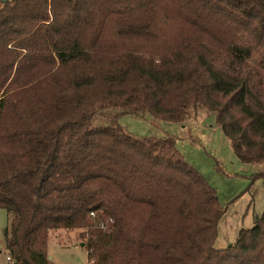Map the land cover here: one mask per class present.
Returning <instances> with one entry per match:
<instances>
[{
	"label": "trees",
	"instance_id": "1",
	"mask_svg": "<svg viewBox=\"0 0 264 264\" xmlns=\"http://www.w3.org/2000/svg\"><path fill=\"white\" fill-rule=\"evenodd\" d=\"M200 107L243 163L264 164V0H0V208L16 264H57L56 229L82 230L88 264H264V211L217 247L215 187L174 137L118 122L184 123Z\"/></svg>",
	"mask_w": 264,
	"mask_h": 264
},
{
	"label": "rangeland",
	"instance_id": "2",
	"mask_svg": "<svg viewBox=\"0 0 264 264\" xmlns=\"http://www.w3.org/2000/svg\"><path fill=\"white\" fill-rule=\"evenodd\" d=\"M115 111L105 110L96 117V124H109ZM184 123L154 118L147 113L135 116L120 114L118 122L137 136H172L187 161L196 167L215 187L220 204L226 209L219 222L216 246L232 243L242 227H251L264 211V164L243 163L234 152L230 140L205 108L191 111ZM13 215L0 208V256L8 252L5 234L11 233ZM81 229H56L50 232L48 255L57 264H88V251L82 242Z\"/></svg>",
	"mask_w": 264,
	"mask_h": 264
},
{
	"label": "built area",
	"instance_id": "3",
	"mask_svg": "<svg viewBox=\"0 0 264 264\" xmlns=\"http://www.w3.org/2000/svg\"><path fill=\"white\" fill-rule=\"evenodd\" d=\"M0 264H16V262L11 256V254L7 252L3 259L0 256Z\"/></svg>",
	"mask_w": 264,
	"mask_h": 264
},
{
	"label": "water",
	"instance_id": "4",
	"mask_svg": "<svg viewBox=\"0 0 264 264\" xmlns=\"http://www.w3.org/2000/svg\"><path fill=\"white\" fill-rule=\"evenodd\" d=\"M2 1V3H5V2H7L8 0H1Z\"/></svg>",
	"mask_w": 264,
	"mask_h": 264
}]
</instances>
